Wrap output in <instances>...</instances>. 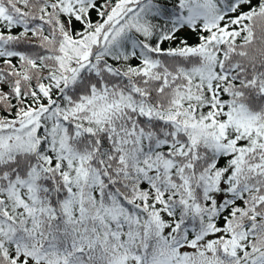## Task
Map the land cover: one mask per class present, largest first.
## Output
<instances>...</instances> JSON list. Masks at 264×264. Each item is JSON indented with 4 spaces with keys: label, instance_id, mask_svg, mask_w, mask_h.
Segmentation results:
<instances>
[{
    "label": "snow or ice",
    "instance_id": "1",
    "mask_svg": "<svg viewBox=\"0 0 264 264\" xmlns=\"http://www.w3.org/2000/svg\"><path fill=\"white\" fill-rule=\"evenodd\" d=\"M0 264H264V0H0Z\"/></svg>",
    "mask_w": 264,
    "mask_h": 264
}]
</instances>
